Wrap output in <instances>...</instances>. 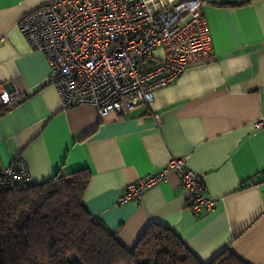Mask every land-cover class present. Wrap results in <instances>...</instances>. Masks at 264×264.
Returning a JSON list of instances; mask_svg holds the SVG:
<instances>
[{
	"label": "crops",
	"instance_id": "obj_1",
	"mask_svg": "<svg viewBox=\"0 0 264 264\" xmlns=\"http://www.w3.org/2000/svg\"><path fill=\"white\" fill-rule=\"evenodd\" d=\"M47 1L0 0V87L27 94L0 117V170L21 156L39 184L88 169L85 208L128 249L159 224L205 264L226 250L264 264V0H204L209 57L155 91L152 106L104 118L88 106L63 108L47 82L48 59L31 50L18 27ZM178 157L202 177L215 201L211 211L192 213L190 193L174 172L139 199L120 201L127 185Z\"/></svg>",
	"mask_w": 264,
	"mask_h": 264
},
{
	"label": "built area",
	"instance_id": "obj_2",
	"mask_svg": "<svg viewBox=\"0 0 264 264\" xmlns=\"http://www.w3.org/2000/svg\"><path fill=\"white\" fill-rule=\"evenodd\" d=\"M205 5L204 0H49L26 13L18 27L31 50L48 59L47 82L65 110L88 106L101 118L126 116L152 106L155 91L209 57ZM26 98L0 87L3 107L12 109ZM186 162V157L173 158L163 172L127 185L120 201L139 199L174 172L190 193L192 213L211 211L215 201L205 193L202 177L185 168ZM31 181L21 156L0 170V188Z\"/></svg>",
	"mask_w": 264,
	"mask_h": 264
},
{
	"label": "trees",
	"instance_id": "obj_3",
	"mask_svg": "<svg viewBox=\"0 0 264 264\" xmlns=\"http://www.w3.org/2000/svg\"><path fill=\"white\" fill-rule=\"evenodd\" d=\"M9 110L2 107L0 117ZM91 177L83 169L39 184L0 188V264H205L175 231L159 224L126 248L85 208ZM207 264L247 263L226 250Z\"/></svg>",
	"mask_w": 264,
	"mask_h": 264
}]
</instances>
